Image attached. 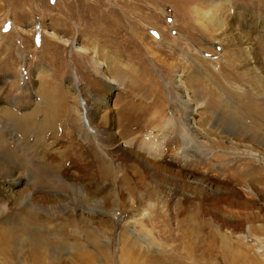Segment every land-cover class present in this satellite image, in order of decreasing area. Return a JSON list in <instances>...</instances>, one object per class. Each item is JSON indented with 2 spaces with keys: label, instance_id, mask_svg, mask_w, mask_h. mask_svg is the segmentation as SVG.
<instances>
[{
  "label": "rangeland",
  "instance_id": "374dc122",
  "mask_svg": "<svg viewBox=\"0 0 264 264\" xmlns=\"http://www.w3.org/2000/svg\"><path fill=\"white\" fill-rule=\"evenodd\" d=\"M225 1L228 6L216 11L225 23L222 33L208 25L202 28L195 8L213 10ZM105 18L118 20L112 31L96 27ZM44 30L52 33L51 42L45 41L50 34ZM93 51L101 63L112 65L107 69L108 91L102 89ZM178 81L198 104L192 115L197 125L215 139L211 147L194 148L205 162L188 175L190 186L204 182L210 190L203 198H196L192 188L183 192L185 171L169 159V151L160 160L144 162L127 159L111 145L112 138L125 136L124 124L140 118L144 110L149 118L170 122L167 136L180 137ZM44 94L56 96L68 113L56 123L58 136L44 137L47 161L59 163L67 156V180L90 195L101 190L102 212L89 204L90 211L79 210L71 191L66 193L70 207L63 217L79 223L92 220L108 238L102 239L108 246L96 247L87 230L84 247L70 243L73 248L59 251V263L264 264V0H73L68 8L62 0H0V111L30 115L42 106ZM92 99L103 103L96 108ZM36 118L38 125L42 117ZM6 122L0 117V139L11 149L5 139L14 133ZM140 123L141 128L148 126L144 120ZM210 125L219 129L210 133ZM245 147L259 152V158L241 152ZM92 148L96 160L87 155ZM78 151L109 168L111 177L93 176L94 169L84 167L87 159ZM247 186L253 196L245 195ZM28 187L21 182L13 193L23 194ZM33 194L61 196L47 190ZM55 218L57 230L69 235L70 227L61 229L62 220ZM130 228L144 242L152 237L154 245L147 249L131 236ZM81 250L89 257L84 262L76 256ZM28 258L21 251L17 259L0 257V264H21Z\"/></svg>",
  "mask_w": 264,
  "mask_h": 264
},
{
  "label": "bare ground",
  "instance_id": "6f19581e",
  "mask_svg": "<svg viewBox=\"0 0 264 264\" xmlns=\"http://www.w3.org/2000/svg\"><path fill=\"white\" fill-rule=\"evenodd\" d=\"M62 1L64 6L68 8L71 5V1L73 0ZM227 4L228 2L226 3L225 1L221 3V6H212L214 8L213 10H202L201 8L196 7L195 15L199 17V23L201 27L203 28V26L205 27V25H208L210 29L212 28L215 33H222V29L225 27V23L224 21H221V19L219 18L220 16L216 13V11L218 10V7L226 8V6H228ZM117 24L118 20L114 22L113 20L105 18V21H103L99 25L97 24L96 27H98V30L109 27V29L112 31V29L115 28ZM44 32L48 35L50 34V36L45 37V41L51 42L54 39L52 33H48L45 30ZM238 32L239 34L241 33L240 30ZM23 38L25 39L24 36ZM41 39L42 40L40 42V48H42L41 45L44 43L43 38ZM238 40L241 41V39ZM93 53L97 56L94 65L95 70L102 82L101 85L103 84L102 89L108 91L111 83L109 81L110 78L107 77V69L109 65V67H111L112 65L108 63L109 65L107 66V62L106 64L101 63L98 52L93 51ZM182 84V81H178V106L179 111L183 115V119L180 121V129L183 134H181L180 137L167 136V134H165V131L168 129L165 127L171 128L170 122L167 123L164 121L162 123L160 117L156 118L155 116L149 118L144 110V113L142 112L140 118L139 115H137V119L135 118V120L133 121H130L131 117H127L128 120L126 121H130L129 123L124 124L125 126L128 125L125 131L127 135L125 134L123 138H112L111 145L112 149H115L117 152L120 151V154H122L121 151L123 150L128 155L127 159L135 158L139 161L142 160L144 162L147 161L146 158L160 160L162 154L166 155L165 152L167 151L168 153L169 151V159H171V161L174 163H178L179 166L182 167V170L185 171V174L182 175V179L185 182L183 185L184 187H181L183 192L188 189L190 191L192 188V190H197L195 192L196 198H203L206 194H208L206 190L208 188L204 185V182H200V186H190L191 182L188 181V175L190 176V174L195 171L192 168L193 166L197 164L201 165L205 162V159L203 161L201 155L199 156V153L196 152L194 148H196L197 145H210L211 147V142H215V139L208 137V135L201 129V126L197 125L192 115L194 112H196L198 104L196 102L193 103L192 100L189 99V93ZM48 86L50 85L48 84ZM12 87L14 86L11 85L10 89ZM23 93L24 91L21 94ZM96 99H92L91 101L92 105L94 106L96 104L97 108L98 104L101 106V103L103 102L99 101V103ZM41 103L42 106L39 108L35 107L34 110H32L33 113L30 115H17L6 109L0 111V117L5 119L9 124V128L7 126L6 128L10 129L9 132L14 133L9 136L8 140L4 138L5 141H9L8 143L13 144H11V149H5L7 148L6 143H4V141L0 139V184L9 186L8 189L6 186L0 188V257L4 261H9V258L17 259V257L21 254V251H26L27 256L29 257L27 259L28 261L21 264H55L58 259L61 258L59 257V251H68L70 248H73L71 247L72 244L70 243H73L72 246H78V248L84 247V241L81 242V240H86L85 233L87 230V235L91 237L92 243H94L96 247H98V244H101L102 246L105 244L106 246H108V243L102 240L108 239L107 235H105L103 232H100L98 226L95 225L92 220H88V223H82L81 221L79 223L77 220L63 217V215L65 214H63V210L70 207L68 205L69 202L66 193H69L71 191L73 193L70 197L74 195L75 198V196H77L76 200H78L79 203V210H82V212H85L87 210L90 211V209L86 207V205L89 204L93 206L94 211H99L101 209L102 212V206L101 204H99L98 200V196L100 195L101 190H96L95 193L91 194L94 195L92 197L81 187H78L72 181H68V178H66L67 175L63 171V168L67 165V156H63L59 163L47 161L46 155L49 154V144L44 141V137H48L50 139V137L52 136H58V127L56 123L61 118H63L64 115L68 118V113L67 108L64 106V104L62 105V102H59L58 98L56 96H52L51 94H44L41 97ZM157 106L158 105H156V107ZM149 107L151 106L149 105ZM147 110H149V108ZM128 114L127 116H130ZM148 114L150 115V113ZM37 115H40L42 117V122L38 125L35 124ZM48 116L49 121L47 120ZM143 120L148 124V126L145 127V125H143V128H141L142 123L140 122H143ZM260 122L262 123V125H264L263 121ZM237 124L238 123L233 122V125ZM135 125H138L141 129L138 126L137 128H132ZM211 127L207 130L210 133L215 132L216 129H219L214 128V126ZM163 128H165V130H163ZM256 135L258 136V138H260L257 133ZM260 139H264V134ZM229 141H231V139ZM191 143L194 144L193 148L188 146ZM14 147H17L22 152L18 153L20 151L18 149H15V154V152L13 151ZM245 148L246 149L242 150L241 152H245L244 154L256 160L259 152L257 154V151L255 149H247V147ZM74 150L75 151L72 152V154L70 153L72 156L77 153L76 149ZM78 153L82 159H87L88 156L84 157L85 152L83 153L78 151ZM88 153L89 154L87 155L95 156V160L97 159V154L94 151V148L88 150ZM13 155H15L14 158H12ZM197 156H199L200 159H197ZM98 160L100 162V159ZM85 162L86 164L84 165V167H92L94 169L91 170L92 175L96 178L102 177V175L106 178L111 177V170L109 168L107 170L104 169L102 165H95L94 159L92 161L91 159H87ZM261 162H264V158H262ZM3 163H5L6 167ZM10 164H12L11 167H13L15 170L10 167ZM188 165H190L191 167ZM21 182L23 184H25V182H28L30 184V187H28V192L17 195L15 191V193H13V188L16 184H21ZM247 187H245L244 189L245 195H247L248 197H250V195L253 196L252 189L249 188V186ZM42 190H47L50 193H59L61 194V196L58 195L59 197H40L41 195L35 196L33 194V192H40ZM5 192L10 193L8 194ZM9 195L12 198L10 197V199L8 200L5 199ZM47 205L50 209H46ZM90 208L92 209V207ZM112 215H114V212ZM57 216H59V218L62 220L59 221L58 224L60 226L58 227H60L61 229L70 227V229L68 230V232L70 233L69 235L65 233L66 230H57V228L55 227L57 224H54L53 219ZM80 218H82V216L79 217V219ZM225 225H228V227H230L231 223L227 221L225 222ZM256 228L259 229V227H254V229ZM247 230H249V227L247 228ZM127 231L131 234V236L134 235L133 237H135L138 242H143L146 245L147 249L154 245V239L152 237L147 236V240L144 242L142 240H145V238L140 235L135 236V233L133 232L134 230L132 231L131 228L127 229ZM137 247L140 248V245H137ZM86 255L87 254L82 250L79 253H76V256H78L79 260L82 262H84L83 260H85V258H89L86 257ZM126 255L129 256L128 254ZM60 262L62 261L60 260ZM67 262L70 261H63L62 264H67ZM56 264L61 263H59L58 261Z\"/></svg>",
  "mask_w": 264,
  "mask_h": 264
}]
</instances>
